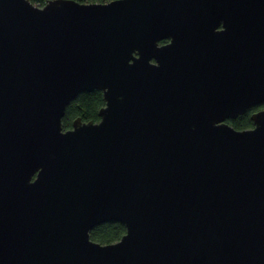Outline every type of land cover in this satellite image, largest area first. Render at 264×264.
I'll return each mask as SVG.
<instances>
[{"label":"water","instance_id":"95a60500","mask_svg":"<svg viewBox=\"0 0 264 264\" xmlns=\"http://www.w3.org/2000/svg\"><path fill=\"white\" fill-rule=\"evenodd\" d=\"M263 104L264 0H0V264H264Z\"/></svg>","mask_w":264,"mask_h":264},{"label":"trees","instance_id":"16d2710c","mask_svg":"<svg viewBox=\"0 0 264 264\" xmlns=\"http://www.w3.org/2000/svg\"><path fill=\"white\" fill-rule=\"evenodd\" d=\"M35 6L43 7L49 0H29ZM78 3L92 4V3H110L113 0H73ZM166 43V42H162ZM65 108V114L61 121L62 130L70 129L75 119H80L81 122L97 123L99 120L98 113L101 108L105 106L102 92L96 90L93 92H85L79 94L75 99ZM264 109V104L258 107L250 108L245 115L238 116L235 120H228L227 124L232 126L236 131L249 130L253 127L250 116L254 112ZM126 228L119 223H106L92 229L89 234L90 241L100 245H112L124 236Z\"/></svg>","mask_w":264,"mask_h":264}]
</instances>
